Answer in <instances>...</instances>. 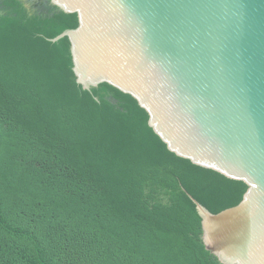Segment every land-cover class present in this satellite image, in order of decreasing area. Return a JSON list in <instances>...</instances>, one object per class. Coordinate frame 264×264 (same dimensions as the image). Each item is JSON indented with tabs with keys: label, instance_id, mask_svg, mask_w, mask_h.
<instances>
[{
	"label": "trees",
	"instance_id": "trees-1",
	"mask_svg": "<svg viewBox=\"0 0 264 264\" xmlns=\"http://www.w3.org/2000/svg\"><path fill=\"white\" fill-rule=\"evenodd\" d=\"M77 14L0 0V264H221L212 215L248 186L170 152L130 95L77 83Z\"/></svg>",
	"mask_w": 264,
	"mask_h": 264
},
{
	"label": "water",
	"instance_id": "water-1",
	"mask_svg": "<svg viewBox=\"0 0 264 264\" xmlns=\"http://www.w3.org/2000/svg\"><path fill=\"white\" fill-rule=\"evenodd\" d=\"M77 14V83L132 96L170 152L248 186L218 215L193 200L221 264H264V0H49Z\"/></svg>",
	"mask_w": 264,
	"mask_h": 264
}]
</instances>
